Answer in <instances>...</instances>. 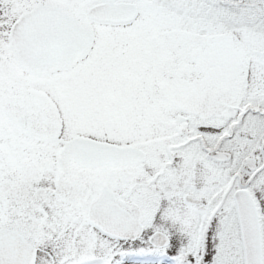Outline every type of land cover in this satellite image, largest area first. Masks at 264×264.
I'll return each mask as SVG.
<instances>
[{
  "label": "snow or ice",
  "instance_id": "obj_1",
  "mask_svg": "<svg viewBox=\"0 0 264 264\" xmlns=\"http://www.w3.org/2000/svg\"><path fill=\"white\" fill-rule=\"evenodd\" d=\"M0 264H264V0H0Z\"/></svg>",
  "mask_w": 264,
  "mask_h": 264
}]
</instances>
